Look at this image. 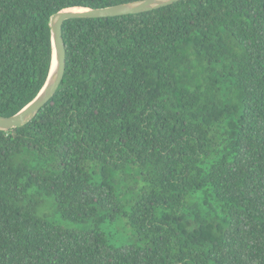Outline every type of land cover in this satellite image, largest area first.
Listing matches in <instances>:
<instances>
[{"label": "trees", "instance_id": "16d2710c", "mask_svg": "<svg viewBox=\"0 0 264 264\" xmlns=\"http://www.w3.org/2000/svg\"><path fill=\"white\" fill-rule=\"evenodd\" d=\"M0 0V115L42 87L51 15ZM65 70L0 129V264H264V0L64 20ZM52 198L69 227L40 212ZM122 217L137 243L100 228Z\"/></svg>", "mask_w": 264, "mask_h": 264}, {"label": "water", "instance_id": "95a60500", "mask_svg": "<svg viewBox=\"0 0 264 264\" xmlns=\"http://www.w3.org/2000/svg\"><path fill=\"white\" fill-rule=\"evenodd\" d=\"M178 0H133L103 7L70 6L54 12L49 20L52 57L48 75L34 98L11 115H0V129L20 127L30 121L56 92L65 70L66 49L62 36L64 20L72 17L115 16L158 8Z\"/></svg>", "mask_w": 264, "mask_h": 264}, {"label": "rangeland", "instance_id": "374dc122", "mask_svg": "<svg viewBox=\"0 0 264 264\" xmlns=\"http://www.w3.org/2000/svg\"><path fill=\"white\" fill-rule=\"evenodd\" d=\"M40 212L47 216L48 219L57 221L69 227H86L89 226L88 222L77 223L69 221L60 216L55 209V204L52 198L49 197L48 201L41 206ZM100 228L112 236V240L116 244H130L137 243V235L132 230V227L128 225L125 220L119 215L114 220L105 219L100 223Z\"/></svg>", "mask_w": 264, "mask_h": 264}]
</instances>
